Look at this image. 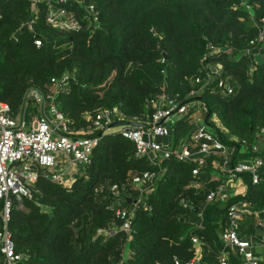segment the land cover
Listing matches in <instances>:
<instances>
[{"label":"trees","instance_id":"16d2710c","mask_svg":"<svg viewBox=\"0 0 264 264\" xmlns=\"http://www.w3.org/2000/svg\"><path fill=\"white\" fill-rule=\"evenodd\" d=\"M87 2L94 5L97 22L82 20L79 30L58 31L44 22V0L36 16L29 0H0V101L14 116L25 91L33 87L53 96L72 129L86 124V114L113 107L131 122L143 123L150 114L146 99L161 90L164 80L170 93L183 95L193 87L191 79L212 44L225 51L214 60L231 75L233 88L229 94L214 90L202 95L209 115L226 130L220 139L227 146L233 144L231 137L253 141L264 128V37L258 39L264 0ZM31 17L34 32L17 31ZM33 34L42 40L39 47ZM64 75L63 88L51 81ZM33 105L29 99L28 117L36 111ZM209 124L219 132L213 121ZM189 128L187 120L177 123L172 143L188 138ZM258 153L264 158V147ZM234 154V160L249 156ZM212 159L221 157H205L201 173L194 176L188 163L167 159L152 165L134 156L130 140L117 132L102 134L90 163L79 167L69 187L51 181L49 170L39 168L30 193L12 199L7 228L14 249L27 256L22 264H185L194 256L191 237L196 236L203 245L201 255L216 264L227 216L218 200H205L207 191L223 180ZM144 171L155 176L141 190L131 178ZM258 173L254 185L240 175L242 192L232 201L264 208V161ZM114 183L124 185L117 196L107 192ZM135 201L126 232L115 211L128 210ZM200 211L201 228H196L192 221ZM255 223L253 214L245 215L239 235L250 236ZM228 264L245 263L229 254Z\"/></svg>","mask_w":264,"mask_h":264},{"label":"built area","instance_id":"2783aa9c","mask_svg":"<svg viewBox=\"0 0 264 264\" xmlns=\"http://www.w3.org/2000/svg\"><path fill=\"white\" fill-rule=\"evenodd\" d=\"M31 11L36 16L41 0H29ZM44 22L59 31H75L83 26L82 20L97 22L98 13L94 5L87 0H44ZM72 6L81 10L77 13ZM31 17L22 27L33 31ZM261 26L258 39L264 37V17L259 19ZM33 44L39 47L40 37L33 34ZM251 43L253 41H250ZM225 53L219 46L208 44L198 73L191 79L193 87L185 94L170 93L166 90V81L161 90L146 99L145 105L150 109L147 120L136 123L127 119L116 107L111 110H99L94 115L84 116L86 124L78 129H72L67 124L64 115L55 108L51 94H43L36 88H28L22 98L19 112L16 116L11 113L9 105L0 101V200L2 210L0 218L3 228L0 230V253L3 255L2 264H22L26 255L16 252L11 240L7 223L10 218L12 199H20L30 193L32 184L38 177V169L49 170L51 181L69 187L80 166L89 164L94 147L99 138L105 133L117 132L130 140L134 145V156L145 157L152 165H160L161 160H175L192 165L191 174L199 176L205 164V157L219 155L221 160H211L213 168L218 169L222 181L206 193V202L225 199L228 187L238 182L240 175L246 174L251 184L259 182V169L262 158L259 150L264 147V128L255 133L253 141L231 137L232 145H225L219 133L226 130L219 124L215 115H209L208 106L202 99L204 91L216 90L221 94L233 92L231 75L222 63L214 60ZM213 60V61H212ZM252 71V70H251ZM251 73V72H250ZM249 73V74H250ZM67 76L60 80L52 78L59 88H63ZM31 99L39 109V115L25 117L27 101ZM46 100L50 104L46 107ZM187 120L190 124L188 138L182 139L177 145L172 143L173 132L177 123ZM213 121L219 132L214 130L209 122ZM117 127V129L115 128ZM234 150L238 153H248L249 156L235 159ZM155 176L153 171H144L131 178V184L141 190L145 183H151ZM124 188L121 184H111L107 192L117 196ZM238 192V191H237ZM133 202V207L134 204ZM183 207L188 201L180 199ZM242 200L230 201L225 204L227 224L220 232L222 243L217 255V264H228L226 250H233L241 256L245 264H264V237L260 240L259 259L255 256L252 237H241L239 231L245 215L264 214V208L253 210ZM21 207V206H20ZM129 209L117 208L115 213L122 220L120 229L129 230ZM202 211L198 213L201 223ZM261 227L264 223L258 221ZM194 247L201 242L192 236ZM197 251V249H196ZM177 263V260H175ZM194 255L185 264H198Z\"/></svg>","mask_w":264,"mask_h":264},{"label":"crops","instance_id":"0c3cea01","mask_svg":"<svg viewBox=\"0 0 264 264\" xmlns=\"http://www.w3.org/2000/svg\"><path fill=\"white\" fill-rule=\"evenodd\" d=\"M25 23V22H24ZM23 24V23H22ZM17 31H27L25 28H23L22 27V25L18 28V30ZM34 31V30H33ZM59 31V30H58ZM35 105V104H34ZM33 105V106H34ZM45 106H46V102H45ZM34 107H36V111L35 112H33L30 116H32V115H39L40 113H39V109H38V107L35 105ZM47 107V106H46ZM29 116V117H30ZM25 117L27 118L28 116H27V111H25ZM140 122H142L141 120H139ZM239 155H240V153H239ZM236 159H238V158H236ZM213 168V167H212ZM214 170L216 169V168H213ZM219 172V171H218ZM220 174V173H219ZM221 176V175H220ZM145 187L143 186L142 187V189H144ZM238 191V192H237ZM241 192H242V187L239 185V182H234V183H232L229 187H228V190L225 192V199H218V201L220 202V206L221 207H225V204H226V201L227 200H230V201H232L231 200V198H233L236 194H241ZM129 209V208H128ZM255 218H256V223H255V231L250 235V236H248V237H252L251 239H252V241H253V243H254V251H255V256L258 258L259 257V253H260V240L262 239V237H264V226H259L258 224H257V222L258 221H261L262 223H264V214H257L256 216H255ZM192 223H193V225L196 227V228H201V223L198 221V216H197V219H195V220H193L192 221ZM242 223H243V221H242ZM241 226H242V224H241ZM196 237V236H195ZM193 245V244H192ZM202 243L200 242L198 245H197V248L196 247H194V255H196L197 256V258H198V264H214V263H212L210 260H209V258L207 257V256H202L201 255V248H202ZM196 249H197V251H196ZM220 250H221V248H220ZM219 250V251H220ZM219 253V252H218ZM218 253H217V255H218ZM229 254H234V255H237L233 250H230V249H227L226 250V255H227V259H228V257H229ZM258 260H260L259 258H258ZM260 262V264H262L261 263V260L259 261ZM217 264V263H216Z\"/></svg>","mask_w":264,"mask_h":264},{"label":"water","instance_id":"95a60500","mask_svg":"<svg viewBox=\"0 0 264 264\" xmlns=\"http://www.w3.org/2000/svg\"><path fill=\"white\" fill-rule=\"evenodd\" d=\"M132 209H133V204H130L129 211H131Z\"/></svg>","mask_w":264,"mask_h":264},{"label":"rangeland","instance_id":"374dc122","mask_svg":"<svg viewBox=\"0 0 264 264\" xmlns=\"http://www.w3.org/2000/svg\"><path fill=\"white\" fill-rule=\"evenodd\" d=\"M117 129V127H115Z\"/></svg>","mask_w":264,"mask_h":264}]
</instances>
